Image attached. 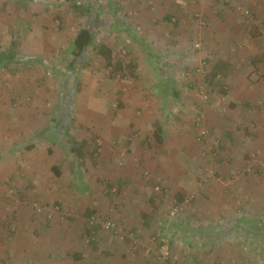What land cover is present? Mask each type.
Returning <instances> with one entry per match:
<instances>
[{
    "label": "crops",
    "instance_id": "crops-1",
    "mask_svg": "<svg viewBox=\"0 0 264 264\" xmlns=\"http://www.w3.org/2000/svg\"><path fill=\"white\" fill-rule=\"evenodd\" d=\"M35 2H30L29 6ZM90 2L93 3L91 9L95 8L98 13L95 15V12L91 13V10L83 19L85 23L82 22L76 30L66 35L69 49L65 50L71 51L75 35L82 25H85L93 29L95 38L87 51L83 65H88L87 62H90L88 58L90 52H97L102 45H105L111 51L110 64H114L120 70H129L130 72L139 66L140 74L134 76L135 81L132 86L124 80L116 84L119 90L116 100L119 103V109L115 114H112V110L109 108V100H111L109 96L104 94L101 99L94 97L87 98L88 100L82 96L81 103L87 104V107H83L86 108V111L79 115L82 124L79 125V129L72 128L64 135L75 136L79 141L89 144L90 147L91 144H94V139L101 144L98 165L103 168V177L97 176L94 179L98 180L96 187H100L99 189L102 190L100 184L104 183L102 181L104 179L114 186L123 185L122 187L118 186V193L116 192L119 198L122 197L121 199H124L127 194H130L133 199L141 196V202L145 204L146 208L144 212L138 213L142 220L135 224L134 229L143 235L144 241H151L149 235L158 229L157 226H154L152 218L154 220H159L161 217H163L161 220L166 219L164 213L167 209L164 210V207L167 205L164 203L162 207L161 201L170 200L172 204L173 196L166 195L162 199L144 196V192L151 184H147V180L143 177L138 178L139 176L133 172V169H139L137 172L140 171V173L142 169H149L151 174H154L149 178L145 177L150 183L163 185L157 183L159 180L174 192L183 194L190 191L189 187L193 178L190 172L191 166L202 165L204 159L200 154L201 148L197 146L198 143L194 139H190L186 130L178 123L179 121H169L165 113L169 107L161 105L163 99L158 95L161 93L159 90L164 86L163 84L167 82L168 84L165 86L168 88H176L178 85L177 83L175 86L173 82L168 81L173 79L170 77L171 74L159 79V75H162L164 71L175 72L181 66L193 68L201 61L203 55H207L213 75L222 74L226 83H229L227 98L230 102V111L226 115L223 125L221 120H218V122H214L213 126L214 130L218 132L217 135L222 136L224 141L220 146L216 161V167L224 175L230 168L246 166L252 157L249 153L254 150H260L264 154V31L259 27L256 29L248 27L237 6L244 5L252 8L258 18L257 22L264 25V0H232L230 3H226L224 0H97L100 3ZM45 4L47 7L51 6L46 2ZM197 14L201 15L205 24L208 22L206 26L199 23L200 18ZM56 18L57 22L61 20L59 17ZM65 18L62 17V20H66ZM24 19L30 22L32 18ZM52 22L53 20L50 18L49 23ZM58 28L62 29L63 27ZM47 36L46 33L43 34L39 31L31 36V40L30 36L24 37V40L28 41L22 42V50L27 51L28 56H34L39 54L36 52L35 46L40 44L48 50L47 55H53L56 45L51 43L52 41L48 42ZM198 37L199 39H197ZM198 40H200L199 44H197ZM65 46L62 47L66 48ZM58 48L60 49V46ZM124 49L130 56L128 61L116 57ZM61 51L63 50L61 49ZM39 55L42 56V53ZM103 57L105 58V56ZM79 63L80 61L77 64ZM145 72H147L146 77ZM152 74H155V77ZM149 78L152 82L146 83V79ZM145 93L148 95L146 96ZM185 93H180L176 89L172 95L165 94V98L176 96L184 99L187 97ZM36 104L38 106L37 101ZM208 112L212 113L209 109ZM163 113L165 114L163 115ZM21 114L17 115V119L25 124L21 128L19 136H24L28 141L24 150L26 156L29 157L28 166L31 164L35 169H38L40 166L38 163L36 164L37 160L44 161L43 150L50 149L51 151L52 148L54 151L56 146L59 147L58 150L65 148L72 153L76 152L75 155L78 157H85L84 149L80 150V153L76 150L73 152L63 143L64 139H61L54 126L50 125L52 123L47 124L46 118L53 119L55 122L59 120L60 112L51 114V117H46L45 113H38L36 119L42 117L44 121L42 123L37 121L33 124L26 122L29 119L28 115ZM249 122L254 125L244 139V135L239 134L238 128ZM13 129L15 130L14 138L12 137L9 141L7 138L0 140V146H3L5 151L12 152L17 149L16 143L19 142L18 134L16 136V130H19L17 124ZM157 131L161 139L158 138ZM35 134L42 136L43 143L41 145L34 141ZM260 136L261 138H259ZM115 141L121 144L116 146L114 145ZM121 146L131 150L130 158L127 157L129 159L125 160L124 166H119L117 163L121 155ZM74 149L76 148L74 147ZM18 151L20 150L18 149ZM247 154L249 155L245 159L244 156ZM33 157H37V159ZM10 167V171H12L13 166ZM55 168L62 170L58 164L52 165L53 171ZM36 173L39 176L37 170ZM222 177L225 176H221L218 180H221ZM251 177H246L238 183L242 189L245 188V191L251 190ZM234 181L235 179L230 182ZM28 182L32 183L29 178ZM220 182L225 184L224 181ZM103 190H105L104 187ZM201 199L206 198L198 197L196 201L187 205L175 220L170 222L173 227H169L170 230L172 229L170 231L171 238L180 239L178 236L181 235V238L186 240L187 235H190L188 234L190 231L187 229L189 224L193 225L191 228L201 227L202 222L204 226L207 223L211 224L207 220L214 212H218L219 216L223 215L219 220L220 226L229 222V217L233 215L231 210L220 207L217 211L209 212L201 207ZM106 200L107 198L103 195L100 198L99 206L89 205V208L98 212L100 209L107 212L110 208H108ZM117 202L111 201V205L117 204ZM167 208L170 207L167 206ZM116 212H121V209ZM19 213L21 212L18 211ZM194 218H197L196 220L199 222L192 224ZM199 218L204 220L200 221ZM20 223L22 224L19 230L24 232L23 237L18 233L10 232L6 226L2 225L0 229V264H155V258L152 260L150 256L141 255L142 249L132 251V248L122 243L118 246L107 243L106 240H101V233L98 235L97 243L89 245L82 238L83 229L80 231L78 229V232L76 229L62 231V227H60L57 231L52 227H48L47 230L41 229L39 226L38 234L32 228L33 232L30 237L25 234L27 231L25 222L23 224L21 220ZM50 225L52 224L48 226ZM247 228L251 229V227ZM34 235H39V238L33 239ZM50 237L53 240H50ZM52 241L54 242L52 243ZM180 241L182 242V240H175V244L171 245L173 254L176 253L177 242ZM201 242L198 244L190 242V244L191 247L198 248ZM190 253L187 252L188 257L185 256L187 259H197L194 262L200 261L203 253L202 247Z\"/></svg>",
    "mask_w": 264,
    "mask_h": 264
},
{
    "label": "rangeland",
    "instance_id": "rangeland-1",
    "mask_svg": "<svg viewBox=\"0 0 264 264\" xmlns=\"http://www.w3.org/2000/svg\"><path fill=\"white\" fill-rule=\"evenodd\" d=\"M89 1L100 3L97 0ZM23 2H19V0H0V51L7 50L11 40L17 39L15 50L18 53L16 57L19 60L12 62L10 65V69H19L16 72H11V70H7L4 66L0 65V140L7 138L9 141L12 137L14 138L15 130L13 127L16 124L20 130H16V136L18 134L19 137V142L16 143L17 149L10 152L5 151L3 146H0V229L2 225L6 226L10 232L18 233L19 236L23 237L24 232L19 230L22 224L20 221L22 220L23 224L25 222V227L27 228L25 234L30 237L33 232L31 230L32 228H34L36 234H38L37 232L40 228L47 229L48 227L55 228L57 231L60 227H62V231H73L75 229L76 232H78V229L79 231L82 229L84 231L87 222L85 215L86 209L89 208V205L94 207L99 206L100 198L104 195L110 201L108 203L106 200L107 206L109 205L108 208L111 210L109 209L107 212L102 211V209L99 212L96 210L97 214H100L101 217L107 216L116 220L122 227V234L125 236V233H133V237L125 236L121 239V235L117 237L116 233L101 231V240L104 239L107 243H112L115 246L122 243L132 248V251L142 249L141 255L150 256L152 260L155 258V264H162L160 260V242L162 237L159 238L158 236L163 233V235L167 234L168 237H171L170 231L172 229L170 230L169 227H173L166 219L170 208L176 200L177 193L159 180L157 183H162L163 186L160 184L161 188L156 190L155 187L159 184L150 183L145 178H149L153 174H151L149 169H142L141 173L140 171L137 172L139 169H133V172L139 176L138 178L143 177L147 180V184H151L150 187H146L147 191L144 192V196L147 198L154 196L162 199L166 195H172L173 203L171 204L170 200L161 201L162 207L164 203L170 207H164V210H168L164 213V215L166 214V219L161 220L163 218L161 217L159 220H154L152 218L154 226L158 227V231L156 230L157 232L155 231L149 235L151 241H144L145 238L143 235L134 229L136 227L135 224L142 220L141 215L139 217L138 213L144 212L146 208L145 204L141 202L142 197L133 199L130 197V194H127L124 199H121L122 197L119 198L117 194H113L118 190V186L122 187L123 185L114 186L113 190H109L110 193L108 194L106 185L108 180L100 184L102 190L99 189L100 187H96L98 180L94 179L97 176L103 177V168L98 165L100 155L96 157L90 155L93 144H91L92 148L88 146V149H84L85 157H78L75 155L76 152L74 150L73 152L75 153L65 148L58 150V146L55 147L54 151L52 148L51 151L50 149L47 151L44 149V161L39 159L36 162L40 166L38 169H35L34 165H27L29 157L26 156L24 150L25 144L28 141H26L24 136H19L21 128L25 123L17 119L18 114L25 113L29 116L26 122L33 124L37 121L41 123L44 121L42 117L38 118V120L36 119V114L38 113H45L46 117H51V114L60 112L59 120L55 122L53 119L46 118L47 124L49 122L52 123L50 125H53L55 131L58 132L57 134H60L61 139H64L63 143L66 146H74L77 149L75 144H70L69 146L66 142L68 136L64 135V133L65 130L69 132L72 128L79 129V125L82 124L81 120H79V115L86 111V108L84 109L83 107H87V104L81 103V97L84 96L85 99H92L94 97L101 99L105 94V96L111 98V100L108 99L110 102L109 108H111L112 114H115L118 109L116 110L112 107V103L117 102L116 100L118 99L117 93L119 90L116 84L124 80L128 81L132 86L135 81L134 76L140 74V69L139 66L132 72L117 69L114 64L109 66L107 60L103 56L98 55L97 52H90L88 57L90 62H87L88 65H83L85 60H81L78 67L74 71L70 69L71 71L68 74L66 66L69 59V51L65 49H69V42L67 41L68 38L66 35L81 25L86 14L78 16L72 11L65 0H38L31 6H25L26 3ZM45 2L51 6L47 7ZM243 7L247 6L243 5ZM92 12H95V15L98 13L95 11V8ZM58 14L63 18L67 16L65 18L66 20H59L57 22L56 17ZM27 17L32 18V21L30 20L28 22L24 19ZM50 18L53 20L52 23H49ZM257 20L253 23H246L251 29L259 27L264 31V25L257 22ZM202 21L204 19L199 20L202 26L208 24V22L203 24L201 23ZM60 26L63 28H58ZM39 31L43 34L46 33L48 35L47 38H49V40L47 39L48 42L52 41L51 43L56 45L53 55H47L46 52L48 50L40 44H36L35 50L39 54L42 53V56L39 54L28 56L27 51L22 50V42L28 41L24 40V37L28 38L30 36L29 39L31 40V36ZM257 31L260 32L261 30ZM199 43L200 40L197 41V44ZM63 45H66V48H63ZM58 46H60V49ZM116 57L124 61H128L130 58L125 49L121 50L120 55ZM170 74V77L174 80L170 79L168 81L173 82L175 86L178 83L177 87L168 88L165 86L168 83L165 82L163 84L164 86L159 90L161 93L158 95V97L162 96L161 98L163 99L161 105L163 107H169V110L165 112L167 118L171 122L172 120L173 122L179 121L178 123L186 130L190 139H194L198 143L197 146L201 148L200 154L203 155L202 152L205 147L197 140L199 129L196 121L200 118L201 121L210 127L212 139L208 145H213L216 152V155L212 157L206 156L203 159L202 165L191 166L190 172L193 178L191 177L190 191L184 192V195L194 189L196 184L199 183L198 174L207 165H210L215 169L216 175L202 183L199 194L194 201L198 197H204L206 199L200 200L203 209L213 212L220 209V207H224L231 210L233 215L229 217L228 223L222 224L221 226L219 220L223 215L219 216L218 212H214L213 215L210 214L211 217H208L207 221H210L211 224L207 223L204 226L202 222V226H198V228L197 226L196 228H191L193 225L190 226L189 224L187 229L195 233L188 232L190 235H187L186 240L182 239L181 235L178 236L180 239L172 238L173 241H170V245H174L175 240H182V242H177L176 253H172L170 262H166L165 264H264V166H260L264 165V154L260 150H254V152L249 153L252 155V157L249 156L252 158V161L248 160V164L243 167L230 168L225 175L216 167L219 149L224 141L222 136L217 135L218 132L214 130L213 126L214 122H218V120H221L223 125L224 119H226V115L230 111V102L227 98V91L230 88L229 83H226L222 74L221 76L220 74L213 75V69H211L207 55H203L201 61L193 68L181 66L175 72L164 71L162 75H159V79H163L164 76ZM146 76L147 72H145ZM152 76L155 77V74H152ZM76 78H79V87H76ZM145 82L151 83L152 81L149 78ZM187 83L189 85L188 87ZM210 87L212 88V94L210 100L205 102L201 99L202 94L200 91ZM176 89L180 93L186 92L185 95L187 97L184 99L176 96L173 98H165V94L172 95ZM145 95L147 96L148 93H145ZM36 101L38 102V106ZM208 109L212 113H209ZM252 125L254 123L249 122L247 125H242L238 128L239 134L244 135V139L249 130H251ZM82 126L81 129H83ZM216 140L219 141L216 142ZM34 141L41 145L43 143L42 136L35 134ZM217 144L220 146L217 147ZM226 146L228 147L227 143ZM229 146L231 145L229 144ZM249 154L244 156V158L247 159ZM33 158L37 159V157ZM256 159L258 160L255 161ZM125 160H121L122 163L125 164ZM54 164H58L61 167L62 172L60 175H57L52 170V165ZM124 164L119 166H124ZM249 165L251 166L250 170L245 169ZM10 166H13L12 171H10ZM36 170L39 172V176L36 175ZM146 171L149 172V176L145 174ZM221 176L225 177L218 180ZM246 177L252 178V184H250L252 185L251 190L248 191H245V188L242 189L240 184H238ZM28 178L32 183L28 182ZM233 179L235 181L231 183L230 181ZM220 181H224L225 184H222ZM103 187L105 190H103ZM111 201L118 202L117 204L113 203L111 205ZM35 203L43 205L42 211L39 212L36 210ZM57 206L59 207L58 209ZM118 209H121V212H116ZM18 211L21 213L18 214ZM215 214L216 217H214ZM196 219L194 218L192 224L199 222ZM199 219L200 221L204 220ZM49 224L52 225L48 226ZM234 225H238L237 228L241 232L234 231L232 229ZM228 226H231V228L227 229ZM219 227L221 228L219 229ZM246 227H251L254 231L247 230ZM243 229H246L248 234L245 235L247 231ZM38 236L34 235L33 239L37 240L39 238ZM46 236L49 237L48 234ZM50 240H53L52 237H50ZM190 242L195 244L201 242L200 246H198V248L202 247L203 250L201 255L203 257H200V261L194 262L197 259H187V252L190 253L198 249L197 247H191ZM205 244L207 245L203 248ZM190 255L192 254L190 253ZM173 258L176 260L172 263ZM227 258L229 259L227 260Z\"/></svg>",
    "mask_w": 264,
    "mask_h": 264
},
{
    "label": "trees",
    "instance_id": "trees-1",
    "mask_svg": "<svg viewBox=\"0 0 264 264\" xmlns=\"http://www.w3.org/2000/svg\"><path fill=\"white\" fill-rule=\"evenodd\" d=\"M23 1L26 3L25 6H28L30 2H32V1L35 2L36 0H19V2H23ZM65 1L68 3V5L72 9V11H74L78 16H80L82 14L84 15V14L89 13L91 11V6L93 5V3H91L89 0H65ZM57 17L61 18V20H62V16L60 17V14H58ZM94 38H95V33H94L93 29L90 28V27H86L85 25L84 26L82 25V27L78 30L77 34L75 35V37L73 39V43H72V49L68 53L69 54V57H68L69 59H68V63H67V66H66V69H68L67 70L68 74L70 73L71 70L74 71L78 67L77 63L79 61L86 59L87 51L90 48ZM16 41H17V39L11 40L9 48L7 50H5V51H0V65L4 66V68H6L7 70H11V72H16V71L19 70L18 68L10 69V65H11L12 62L19 61L18 58L16 57V54L18 55V53L15 50L16 46H17L16 45L17 44ZM110 52L111 51L105 45H102L100 47V49L97 50V54L98 55L105 56V59L107 60V64L109 66H111V64H110ZM115 68H116V66H115ZM220 76H221V74H220ZM76 79H77L76 87H79V84H80L79 78H76ZM115 109L116 110L119 109V103H118V105H117V107ZM67 133H68V131L65 130L64 134H67ZM156 134L158 136V131H157ZM158 138H159V136H158ZM159 139H161V138H159ZM67 143L69 144V146H70V144H75L77 146V149H74V146H72L70 148L72 150H76L78 153H80V150L83 151V149H88V146H89V144L87 145L86 142L83 143V142L79 141L75 136H72L70 134H69V136L67 138ZM119 144H121V143H119L118 141H115V143H114V145H116V146L119 145ZM127 150H128V153L131 152V150H129L128 147H127ZM100 154H101V144H99L98 141H96V139H94L93 149L91 150L90 155L92 157H96L97 155H100ZM203 157L205 158L206 156H203ZM120 160H121V158L119 157L118 161H117L118 165L124 164ZM54 171H55V173L57 175L61 174V171L58 168H55ZM102 181L106 182V180H102ZM106 185H107V188H108L107 192L109 194L110 191L113 190L114 185L111 184L109 181L106 182ZM117 191H115V193H113V194L116 195L118 193ZM183 197H184V193L183 194L177 193L175 201H179L180 202V201L183 200ZM93 214L98 215L100 217V214H97L95 209H93V208H87L86 209L85 215H86L87 220ZM104 217H107V216H104ZM107 218H109V217H107ZM164 223H165V221H164ZM237 226L238 225H234L232 229L234 231H240L241 232V230H239L237 228ZM230 228H231V226H228L227 229H230ZM246 229L247 230H251V229H249L247 227H246ZM246 229H243V230H246ZM85 231H86V233L89 234V228L87 226V222L85 224V229H84V231L82 233V236H83L84 239H85V236H87V235H85ZM101 231L102 230H100V228H97V234L100 233ZM253 231L254 230H252V232ZM246 234H248V231L245 233V235ZM162 235H163V233H161V235L158 236V237L161 238ZM170 241L171 242L173 241L171 237H170ZM96 243H97V238L91 240L88 244L89 245H95ZM170 249H171V245H170ZM171 258H172V250H171V256L166 260V262L169 263ZM174 260H176V259L173 258L172 263L175 262Z\"/></svg>",
    "mask_w": 264,
    "mask_h": 264
},
{
    "label": "built area",
    "instance_id": "built-area-1",
    "mask_svg": "<svg viewBox=\"0 0 264 264\" xmlns=\"http://www.w3.org/2000/svg\"><path fill=\"white\" fill-rule=\"evenodd\" d=\"M232 0H224V2L226 3H230ZM238 9L241 11V13L243 14L244 18L246 19L247 23H253L257 20V16L254 13V11L247 7H243L241 5H237ZM197 16H199L200 19H202L200 14H197ZM201 23H205L204 21H202ZM211 87L210 88H205L204 90H201V99L206 101L210 100L212 91H211ZM118 105L117 102L112 104V107L116 108ZM196 124L198 126V137L197 140L199 141V143H201L205 148L203 149L202 152V156H214L216 155L215 149L213 145H208L209 142H211V131H210V127H208L203 121H201L200 118L197 119ZM219 140H216V142H218ZM220 144V143H219ZM219 144H217V147L220 146ZM120 157L121 160L127 159V157L129 156L127 147L125 146H121L120 147ZM252 161V158H250ZM122 162V161H121ZM250 165L247 166V170H250ZM145 174H147V176H149V172L146 171ZM216 175V171L212 166H208L201 171L198 174V180L199 183L196 184V186L194 187V189L191 192H188L187 194L184 195L183 200L182 201H174L173 206L170 208L168 215H167V221L171 222L173 220H175L177 218V216L185 209L186 205H188L189 203H191L197 196L199 193V189L201 188L202 183L207 180L210 177H214ZM199 184V185H198ZM161 188L160 184L156 185L155 189L159 190ZM35 208L37 211H42L43 205H41L40 203H35L34 204ZM59 207L57 206V209ZM87 226L89 228V234L86 233L85 231V241L87 243H89L91 240L96 239L98 234H97V228H100V230L104 231V232H112V233H116L117 237L119 235H121V239H123L125 236L128 237H133V233H125L122 234V227L120 225L119 222H117L116 220H113L111 218H107V217H99L98 215H91L90 218L87 220ZM171 256V249H170V237H168L167 234L163 235L161 238V242H160V260L162 264L166 263V260Z\"/></svg>",
    "mask_w": 264,
    "mask_h": 264
}]
</instances>
